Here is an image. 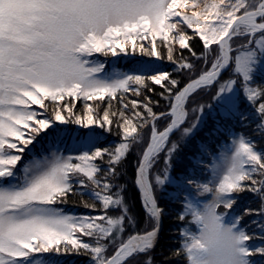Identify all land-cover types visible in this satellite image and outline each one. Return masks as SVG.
Returning <instances> with one entry per match:
<instances>
[{
    "label": "snow or ice",
    "instance_id": "6c2138e0",
    "mask_svg": "<svg viewBox=\"0 0 264 264\" xmlns=\"http://www.w3.org/2000/svg\"><path fill=\"white\" fill-rule=\"evenodd\" d=\"M244 37L246 43L234 48V39ZM197 38L204 49L197 58H214L210 69L179 89L171 72L150 61L166 59L180 70H194L183 51L196 56L190 41ZM138 53L149 61L128 71H107L106 61L93 58ZM233 62L234 73L243 80L244 99L258 118L256 129L264 134V87L252 86L254 77L264 73V0H0V264H62L61 257L73 254H89L90 264H152L151 257H136L152 250L158 237L163 209L154 183L161 188L193 183L170 175L168 165L179 147L175 142L167 147L170 135L186 122L190 96L217 83ZM150 82L164 88L161 95L167 93L168 112H154L150 97L125 102L126 94L139 96ZM236 84L235 79L220 84L214 99L224 114L246 119ZM80 100L84 108L77 113ZM114 101L119 109L114 110ZM204 107L199 108L201 114ZM165 116L170 123L160 131L156 121ZM114 123L122 142L114 148L97 147L96 129L111 132ZM198 123L184 128L182 138ZM70 124L86 130L75 138V155L60 151L64 130L58 126ZM148 127L150 142L135 184L155 226L125 239L126 219L130 226L135 220L123 186L113 178L116 166L142 142L141 130ZM50 130L55 150L37 155L35 145ZM166 148L163 175L157 173L153 179L151 170ZM202 151L207 148L202 146ZM211 173L210 180L195 184L199 191L183 205L179 219L190 215L195 230L182 229V249L176 255L182 251L188 264H260L264 243L253 242L264 241V149L239 135L214 159ZM77 186L99 202L97 215L73 214L60 207L77 194ZM244 191L258 195L261 206L234 214V194ZM206 194L211 198L201 199ZM84 207L97 210L95 203L84 202ZM109 210L119 214L109 215ZM243 216L256 219L244 225ZM251 225L258 231L249 234ZM110 247L114 254H108Z\"/></svg>",
    "mask_w": 264,
    "mask_h": 264
},
{
    "label": "trees",
    "instance_id": "16d2710c",
    "mask_svg": "<svg viewBox=\"0 0 264 264\" xmlns=\"http://www.w3.org/2000/svg\"><path fill=\"white\" fill-rule=\"evenodd\" d=\"M191 35V31H189ZM146 44V43H145ZM190 44L196 56H192L191 52L187 49L183 51V57L189 59L196 58L200 56L204 49L202 42L197 38L193 41H190ZM161 51H164L161 49ZM177 60L180 59L179 48L177 46L176 57ZM165 66V71L172 73V78L177 79L180 83L178 88L181 89L189 79V76L184 73V71L177 68V66L164 60H158ZM227 75L224 74L221 77V80L224 79ZM252 86L264 87V73L257 74L254 77ZM177 89H174L176 91ZM165 92L164 88L160 85L154 83H149L146 88H142L141 94L139 96L133 95L132 93L126 94V101L132 99H137L144 101L146 97H150L152 100V108L156 113H166L170 109V101L167 97V93L163 96L161 93ZM194 97H197V94ZM192 100V99H191ZM158 101V103H156ZM47 103V101H46ZM91 103V102H90ZM238 105L240 111L244 112L246 119H241L240 116H229L224 114L223 110L215 111L214 115L208 117L207 123L204 127L195 135L192 141L187 144H181L178 151L173 156V173L176 177H189L187 173V165L190 158L188 155L192 156L197 154V149L199 145H204L207 148V151L211 155H216L221 146L228 144L232 137L237 134L244 135L246 137L252 138L259 149H264V134H261L256 129V124L259 122L256 116V113L253 110V107L249 103H243L238 100ZM105 104L101 105V112L103 111ZM215 107V105H214ZM84 108V101L80 100L76 102V107L74 111L80 113ZM113 108L119 109L120 104L118 101L113 102ZM216 108V107H215ZM141 112H145V109L140 108ZM146 114V112H145ZM128 115H131L129 110ZM62 127L63 129H68L73 132L83 133L84 129H81L79 126L70 124L67 126L59 125L58 128ZM150 127L142 129V142L136 143L132 146L131 150L128 152L126 158L116 166L117 175L113 178V183L119 186H123V195L125 197V202L129 208V215L135 220V224L130 226L128 220L125 221V235L131 233L133 230L147 231L152 228L153 220L150 218L149 214L145 211L143 207L142 197L139 188L135 184V177L138 168V164L141 160L145 146L147 145L149 136L148 131ZM99 133V139L96 142L97 147L101 148H114L120 142H122V136L120 134V129L114 125L112 126L111 132L96 129ZM51 132V130H50ZM49 132V133H50ZM43 136V134H42ZM48 138V137H47ZM40 139V138H39ZM107 156L104 158L103 170L107 171ZM208 160V159H207ZM99 162V161H98ZM189 180V179H188ZM178 191V194H169L168 192L158 193L157 201L158 206L163 209L165 212V234L163 236L162 242L158 247L149 250L146 254H138L137 260H146L147 257L152 258V264H188L186 254H183L182 251L179 255H176L178 250L182 249L183 237L181 231L184 227H189L188 218L186 216L183 221L179 219L180 214L183 212V205L187 201V196L190 194L184 188H175ZM117 188H113V192L117 191ZM75 195H70L68 197L67 203L60 205L64 208L65 211L71 212L73 214H88V215H97L99 209V202L95 201L91 196L87 195V189H80L78 186L75 189ZM83 192L85 194L81 195ZM236 203L231 210L234 214L243 215L244 209H258L261 206V198L251 193L250 191H244L239 194H234ZM84 202L89 204L95 203L97 205V210L84 207ZM118 210H109V215H118ZM256 219L255 216H243L242 224L248 225L250 221ZM249 234L258 231L255 225H251L248 229ZM87 239V238H85ZM253 243L261 244L264 241H254ZM113 249V247H110ZM62 264H90V255H68L64 256ZM62 259V257H61ZM260 264H264V259H261Z\"/></svg>",
    "mask_w": 264,
    "mask_h": 264
},
{
    "label": "rangeland",
    "instance_id": "374dc122",
    "mask_svg": "<svg viewBox=\"0 0 264 264\" xmlns=\"http://www.w3.org/2000/svg\"><path fill=\"white\" fill-rule=\"evenodd\" d=\"M247 39H248L247 37L235 38L233 41V47L235 48L236 46L245 44ZM145 46L147 47V43L145 44ZM213 49H214V54H215V46H213ZM236 54L237 53L235 51H233L232 55L235 56ZM200 56H197V57H200ZM197 57L196 58L194 57L193 59L188 60L189 62H191L195 65L194 70H191V71L187 70V69L182 70V71H184V73H186L189 76L187 83H189L191 79L197 78L198 75L201 73V71L210 69L211 62L214 58V56H209L207 58V61H205L204 59H198ZM93 58L100 59L102 61H106V70L107 71H110L113 68H118L121 71H128L130 68L136 67L138 62L149 61V59H150L146 56L140 55L139 53L135 56H123L122 55V56L116 57V58H113V57L105 58L103 56L97 55V56H94ZM150 62L153 63L155 67L160 68L162 70H165V66L162 63L158 62V60L152 59ZM224 74H226L227 76L221 80V77ZM229 79H235L237 81L235 88H236V94L239 97L238 100L243 102V103L248 104V102L244 99L243 92H242V88H243L242 77L234 73V62H233L226 70H222L221 76L219 77L217 83L213 84L211 87H204V88L198 89L195 93H193L190 96V98L187 102V105H186L187 109H188L187 120L181 126L180 130L174 131L170 135V139H169V142L167 145L168 148L171 147L173 142L177 143L180 147L181 144H187L188 142L192 141L193 138L195 137V135L207 123L208 117L210 115H214L215 111L217 109H218V111H222V109L217 105V102L215 101L214 96L217 93V90H218L220 84H223L224 82H226ZM196 94H197V97L193 98V96H195ZM214 105L216 108L214 107ZM201 106H205L202 114L199 111V108ZM34 107H36V106H34ZM170 119H171L170 117L165 116V117H162L159 120H157L156 121L157 129L162 131L164 129V127H166L167 124L170 123ZM197 121H199V123H198L197 127L194 129L193 133L188 137L182 138L183 129L191 127ZM60 129H63V128L60 127ZM63 130L64 131L61 134L64 136V141L60 145V151H62L65 155L77 154L78 150H79V145H77L75 138L78 135H81L82 133L73 132V131L68 130V129H63ZM150 132H151V128L148 131L149 139H148L147 144L150 142ZM239 135H241V134L235 135L234 137H232L231 141L228 144L221 146L216 155H211V153H209V151L203 152L202 151V145L200 144L199 148L197 149V152H198L197 154L192 155V156L188 155V158L191 157L190 158L191 160H189V162H188L190 164L187 165V169H186L189 177L180 178L181 180H184L185 178H187V180L189 179V181H192L193 183L191 185L184 184L183 186H181L179 182H176V183H170L168 185H165L163 188L156 186L154 183V191H155L156 199L158 197L159 192L160 193L168 192L169 194H176L177 195L179 190H177L175 188H179V187L184 188L190 195L197 193L199 190L195 187V184L196 183H205L211 179V176H212L211 167H212V164L214 162V159L217 156H219L220 153H222L225 150L226 146L231 145L233 138H235ZM47 137L42 136L39 139V143H37L35 145V152L37 155H40V154L47 155L49 153L50 149L55 150V149L51 148V145L53 143V141L51 139V132L49 133V136H47ZM179 147H178V149H179ZM146 148H147V145L145 146L144 150H146ZM178 149L176 150V152L178 151ZM175 153L173 154V156L175 155ZM173 156L171 158V164L168 165V167L171 170L170 175L172 177H176L173 173V163H172ZM25 158L26 159L28 158L27 155ZM166 159H167V148L165 149V151H163L159 154L157 160L154 163V167L151 170V174H152L153 179L157 173L163 175V170L166 167V163H165ZM190 195L187 197L189 198ZM210 198H211V196L207 195V194L205 196L201 197V199H210ZM219 210L224 211L223 207H221ZM161 219H162V225H163L162 228L163 229L161 230V232L158 231V237H157L154 248L158 247L161 244L163 236L165 234V212L164 211H162ZM190 221H191V216L189 215V218H188L189 227H191L193 230H195V226L192 225L190 223ZM154 226H155V222L153 220L152 228ZM133 232H139V231L133 230L129 234H132ZM142 232H144V231H141V233ZM129 234H126V235L123 234V238L126 239ZM114 251H115V248L113 247V249L109 250L108 254L109 255L114 254ZM64 259L65 258L62 257L61 260H64Z\"/></svg>",
    "mask_w": 264,
    "mask_h": 264
},
{
    "label": "bare ground",
    "instance_id": "6f19581e",
    "mask_svg": "<svg viewBox=\"0 0 264 264\" xmlns=\"http://www.w3.org/2000/svg\"><path fill=\"white\" fill-rule=\"evenodd\" d=\"M162 226H163V225H162V219H161V220H160V225H159V232H161V230L163 229Z\"/></svg>",
    "mask_w": 264,
    "mask_h": 264
}]
</instances>
